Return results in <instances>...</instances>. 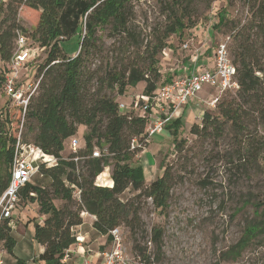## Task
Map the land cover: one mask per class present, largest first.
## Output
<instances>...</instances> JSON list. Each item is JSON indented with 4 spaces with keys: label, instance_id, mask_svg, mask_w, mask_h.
I'll use <instances>...</instances> for the list:
<instances>
[{
    "label": "trees",
    "instance_id": "1",
    "mask_svg": "<svg viewBox=\"0 0 264 264\" xmlns=\"http://www.w3.org/2000/svg\"><path fill=\"white\" fill-rule=\"evenodd\" d=\"M128 1L0 0V81L5 72L2 68L13 52L16 31L46 53L34 75L38 85L27 104L21 132L24 141L56 158L52 166L40 167L50 179L48 185L26 183L18 194L19 203L36 201L39 212L46 215L42 224L34 227L33 239L43 249L33 262L64 264L66 250L76 241L72 228L82 223V212L95 217L93 228L107 235L110 241L109 231L116 226L123 225L132 235L146 231L140 217L141 197L151 198L155 208L163 210L168 207V168L165 167L158 178L145 183L141 164L128 163L130 156L139 151L131 149L130 144L134 138L142 141L147 115L121 111L119 102L104 90L115 89L122 95L128 87L143 82L142 93L153 94L164 83L160 80L157 56L167 46L166 39L171 34L180 33L187 25L193 24L189 17H186L189 23L184 21V14L187 6L196 0H184L185 4L183 0H171L168 23L163 33L149 44L135 40L131 28L133 11ZM243 1L249 6L250 17L234 33L227 48L235 68L237 86L223 91L224 95L212 108L204 110L201 119L192 123L187 133L201 141L212 139L215 144L220 139H228L231 150L225 152L226 163L240 169L247 178L260 173L264 180V0ZM21 6L38 12L37 22L30 32L16 22ZM106 25H111V30L122 34L128 42L123 47L121 61L112 64L107 61L100 75L92 73L91 77L99 86L95 93H90L83 81L84 63L95 47L96 30ZM221 25H227L223 12L218 15L216 23V26ZM70 37L79 38L74 56H67L61 45ZM9 112L6 107L4 113L0 111V197L9 182L12 144L21 120L19 110L15 118ZM31 119L36 123L35 132L28 123ZM79 125L87 128L83 134L84 146L76 154L69 152L62 156L65 140L74 136ZM167 125L169 128L173 126L171 135L175 150H186L187 139L178 137L179 122ZM26 130H32L31 140L25 137ZM95 147L104 149L105 155L91 157ZM75 155L80 157L77 162L72 159ZM109 159L113 161L112 185H99L95 178L103 171L108 176L103 169L111 164ZM128 187L137 193L123 201L119 195ZM74 188L79 190L76 199L72 195ZM55 198L62 199L64 204L57 207L53 204ZM248 202V199L244 200L239 207ZM254 204L257 208L263 205L259 221L247 224L239 240L221 253V259L237 257L253 238L264 235V202ZM9 221L2 219L0 222V240L11 253L15 240ZM162 238V228L153 227L149 242L157 252L161 251ZM134 247L138 248L137 245ZM142 257L148 258L144 254ZM16 264L26 263L17 258Z\"/></svg>",
    "mask_w": 264,
    "mask_h": 264
},
{
    "label": "rangeland",
    "instance_id": "2",
    "mask_svg": "<svg viewBox=\"0 0 264 264\" xmlns=\"http://www.w3.org/2000/svg\"><path fill=\"white\" fill-rule=\"evenodd\" d=\"M182 2L185 4L184 0ZM127 4L133 11L131 28H133L132 33L135 40L141 44L152 43L155 37H159L163 33L165 24L168 23L167 16L171 14L169 10L171 0H129ZM222 12L227 25L216 26L218 15ZM184 17V21H186V17H189L193 24L187 25L180 34L173 33L166 39V44L172 50L168 52L172 53L174 58L186 55L188 50L197 54L194 49L202 44L205 47L208 43L214 45L219 41L226 40L229 46L234 33L248 21L250 12L249 6L243 0H212L210 2L209 0H196L187 6ZM37 19L38 12L21 6L16 22L20 27L30 32ZM186 23L189 22L186 21ZM94 36L95 47L85 60V69H83V81L90 93H95L99 86L95 78L91 77L92 73L100 75L107 61L110 64L121 61L122 51L128 42L122 34L111 30V25L97 29ZM78 40L79 38L70 37L62 41L61 45L68 54L67 56H74L77 53ZM185 44L188 47L185 48ZM26 48L29 56L26 65L20 67L19 75L24 84L28 85L33 81L37 66L44 61L46 53L45 50L39 51L38 46L32 44L30 40L26 43ZM165 49L166 47L163 48V50ZM163 50L157 56L160 80L164 77L165 72L173 67L172 57L167 58ZM118 67H120L119 64ZM8 73L10 74L7 71L4 75H8ZM258 74L260 75V73ZM141 89V82H139L135 86L128 87L122 95L117 94L115 89H105L104 92L108 96L114 97L119 104L126 106L122 107L121 111H129V108H132L131 102L134 95ZM214 94H216L215 91ZM223 95L222 92L219 98ZM11 103L3 92L1 80L0 111L4 113L6 107L15 118L18 108ZM138 113L139 111L134 112L133 115ZM29 122L35 132V121L31 119L28 120ZM86 130L84 125H79L74 134V137L79 141L80 148L84 146L83 134ZM161 134L163 135V133ZM32 136V130L25 131L27 139L31 140ZM183 138L187 139L185 148L188 147V150L177 152L175 147L172 148V145H169L170 140L167 136L164 141L167 153L162 156L161 170L155 177L156 179L161 176L164 168H168L170 173L168 207L163 210L155 208L151 198L141 197L140 217L146 231H139L132 235L126 227L120 225L122 241L129 255L142 264H213L217 261L220 264H264V235L262 234L253 238L237 257L220 258L221 253L227 251L239 240L247 224L259 221L263 205L261 204L257 208L254 203L264 202L262 175L257 173L251 178H247L240 169L226 163L227 154L225 152L231 150L228 139H220L215 144L212 139L201 141L188 133ZM162 140L163 138H159V134L151 136L152 144L149 145V152H151L152 146L159 145ZM68 143L69 139L65 140L63 156L70 152ZM143 148H137L139 151L130 156L128 160L130 165H134L138 161L137 154ZM99 151L101 156L106 153L104 149H99ZM109 162L111 164L104 167L108 174L112 169V159H109ZM143 163L141 165L143 176L151 179L150 176L157 173L159 169L152 168L150 155H147ZM100 175L104 177L102 173ZM31 181L38 186H46L50 183L49 177L41 171L35 174ZM95 182L97 183V177ZM101 182L104 183V180L102 179ZM75 190L74 188L73 192ZM136 193L137 191L128 187L119 195V198L124 201ZM73 198L77 197L73 195ZM246 199L249 202L244 207H239ZM53 204L59 207L64 204V201L55 198ZM36 207L34 202L20 201L15 212L13 210L12 220L22 221V224L19 229L13 227L11 231L15 240L11 253L6 251L3 241L0 240L2 264H16L17 258L31 261V258H36L38 255L39 244L33 239L31 227L28 229L25 226V223L32 221L34 230L33 220L35 218L31 216L36 213ZM153 227H160L163 230L162 248L158 252L149 242L150 231ZM72 229L75 233V226ZM97 243L96 240L95 247H99ZM134 245H137L139 249H135ZM110 246V242H108L106 247L109 249ZM143 254L148 258L143 259Z\"/></svg>",
    "mask_w": 264,
    "mask_h": 264
},
{
    "label": "built area",
    "instance_id": "3",
    "mask_svg": "<svg viewBox=\"0 0 264 264\" xmlns=\"http://www.w3.org/2000/svg\"><path fill=\"white\" fill-rule=\"evenodd\" d=\"M29 39L19 31H16L14 40V48L10 59L4 64L5 72L10 74H2V89L11 104L18 108L21 113V120L18 125L15 140L12 144V160L10 169V178L8 185L0 197V222L2 219H10L13 210L18 205L19 191L26 183H32V177L40 171L42 165L49 167L56 163V158L45 154L38 146L33 143L26 142L22 139V128L24 114L30 97L35 92L38 81L34 80L28 85L20 79L19 69L26 65V60L29 52L26 48V43ZM186 47V44L184 45ZM228 44L226 40L219 41L213 53V67L203 71H193L187 75L177 76L167 82L160 84L153 94L140 93L132 102V107L141 110L147 116V122L144 129L143 139L140 142L137 139H132L130 148H143L149 141L151 136L160 132L171 120L173 110L187 104L194 99L204 85H210L214 88L216 94L207 103L213 107L219 95L231 88H235L234 81L235 68L232 64L228 52ZM44 50L39 48V51ZM22 68V67H21ZM124 105L119 104L120 109ZM155 107L159 113L153 115L151 109ZM69 151L76 154L79 147V141L74 136L68 143ZM91 157H100L98 148H94L91 152ZM72 159L77 162L80 157L75 155ZM79 190L76 189L73 195L78 197ZM120 226H116L109 231L111 235L110 248L102 254L100 262L96 263L83 257L77 264H142L135 261L129 255V252L122 241ZM76 241L79 242V237L76 236ZM75 241V242H76ZM67 253V250L66 252ZM2 251H0V264H2ZM67 257L64 254L63 260Z\"/></svg>",
    "mask_w": 264,
    "mask_h": 264
},
{
    "label": "crops",
    "instance_id": "4",
    "mask_svg": "<svg viewBox=\"0 0 264 264\" xmlns=\"http://www.w3.org/2000/svg\"><path fill=\"white\" fill-rule=\"evenodd\" d=\"M217 43H215L214 45H211L210 43H208V45H206L205 47H204V44H202L194 49L195 51H197V54L194 51L188 50L186 55L175 57V58L174 56L172 57V53L168 52L169 50L170 51L172 50L170 49V46L167 45L166 49L163 50V52L167 58L172 57L171 62L173 63V67H170L168 71L165 72V74L163 75L164 77L161 79V83L167 82L173 78H176L177 76L187 75L193 71H203V70L212 68L213 63H214L213 53H214V49ZM186 47H188L187 44H186ZM143 87H144V83L141 82V88L143 89ZM142 89L141 91H139L138 93L134 95L132 102L134 101V99L136 98L138 94L142 93ZM214 91L215 90L212 86L204 85L194 99L190 100V102H188L187 104L172 111L171 113L172 117H171L170 123H173L174 121L179 122L178 137H184L188 132L189 126L192 123L198 122L201 119V116L204 110L210 107L208 106L207 103L215 95ZM132 102H131V106H132ZM125 107L126 106L124 105L123 108ZM129 111H134V112L139 111V113H142L141 110L136 107L129 108ZM151 111L153 115H157L159 113L158 109H156L155 107H153ZM171 127L169 128V126L167 125L160 132L155 133V134H159V138L162 137L163 140L159 145L156 144L155 146H152V149H150L151 152H149V145L152 144L151 138H150L149 141L145 144L143 150H140V152L137 154L138 161L134 165L144 164L143 162L145 158L147 157V155H150L152 159V164H153L152 168L155 167V169L156 168L159 169L157 173L150 176L151 179L145 178L143 176L145 183H149L152 180H154L157 174L159 173V171L161 170V163H162L161 161L163 159L162 156L167 153L165 152L167 151V146L166 147L164 146V141L167 138V136L170 140L169 145H172V148L174 146L173 138L171 135ZM184 128L186 129L185 131L182 130ZM161 133H163V135ZM61 154H64V153L61 152ZM102 174L104 177H101V175H99L97 177V184L103 185V186H111L112 181L110 178V173L107 176V173L103 171ZM102 179L104 180V184H101L103 183L101 182ZM109 182H111V184ZM34 203L37 206L36 213L32 214L31 217L35 218L33 220L35 224H42L46 215L40 213L37 202L34 201ZM14 212H13V215H14ZM12 216L9 221L11 231L13 227L14 228L16 227L17 229H19L20 225L22 224V221H17V222L13 221ZM81 217H82V223L75 226V234L76 236L79 237V242L76 241L73 245H71L68 248L67 253H65L67 254V257L65 258V260H63L64 264H77L83 257H86L89 260H92L93 262L98 263L101 261L102 254L104 253V251L108 250L106 246L108 245V242L110 241H108L107 235L100 234L99 232L97 233V231L92 226L95 217L87 212H82ZM31 222L32 221L25 223V226L28 229L31 227L30 230L32 231V234H33L34 232L33 227H32L33 223ZM93 234H95V236H92ZM96 240L98 241L97 244L99 245V247L98 246L95 247ZM96 248H99V249L97 250ZM42 249L43 247L39 245L38 253H40ZM33 258H31L32 259L31 261L29 260L25 261V263L26 264H30V263L31 264H44L43 262L34 263Z\"/></svg>",
    "mask_w": 264,
    "mask_h": 264
}]
</instances>
